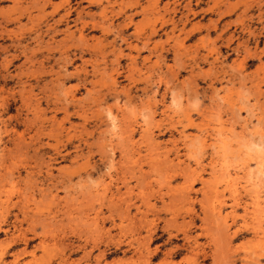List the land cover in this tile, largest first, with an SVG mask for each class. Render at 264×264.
Instances as JSON below:
<instances>
[{
	"label": "rangeland",
	"instance_id": "1",
	"mask_svg": "<svg viewBox=\"0 0 264 264\" xmlns=\"http://www.w3.org/2000/svg\"><path fill=\"white\" fill-rule=\"evenodd\" d=\"M260 158L264 0H0V264H264Z\"/></svg>",
	"mask_w": 264,
	"mask_h": 264
},
{
	"label": "bare ground",
	"instance_id": "2",
	"mask_svg": "<svg viewBox=\"0 0 264 264\" xmlns=\"http://www.w3.org/2000/svg\"><path fill=\"white\" fill-rule=\"evenodd\" d=\"M186 6H187V5H186ZM131 15H132V14H131ZM127 16L129 17V15H127ZM128 17H127V18H128ZM131 17H132V16H131ZM129 18H130V17H129ZM79 31H80V30H79ZM79 36H80V37H79ZM79 36H78V38H81V36H83V35H81V33H80ZM120 38H121V37H120ZM86 39H87V38H86ZM123 40H124V39H123ZM124 41H125V40H124ZM179 45H180V44H179ZM182 45H183V44H182ZM126 46H127V44H126ZM129 46H130V44H129ZM120 50H121V49H120ZM117 52H118V51H117ZM119 53H120V52H119ZM116 54H118V53H116ZM128 55H130V54H128ZM132 58H133V57H132ZM130 59H131V58H130ZM113 79H114V77H113ZM115 84H116V83H115ZM112 85L114 86L113 82H112ZM162 99H163V98H162ZM154 100H155V99H154ZM155 102H156V101H155ZM234 102H235V101H234ZM160 103H161V102H160ZM172 105H173V104H172ZM173 107H174V106H173ZM175 107H176V106H175ZM229 107H230V106H229ZM168 108H169V106H168ZM230 108H231V107H230ZM233 108H234V107H232V109H233ZM235 108H236V107H235ZM239 108H240V106H239ZM164 111H165V110H164ZM180 111H181V110H178V112H180ZM107 112H108V110H107ZM248 112H249V111H248ZM259 112H260V111H259ZM164 114H165V112H164ZM169 115H170V114H169ZM262 116H263V115H262ZM161 117H162V116H161ZM257 117H258V115H257ZM188 118H189V117H188ZM112 120H113V119H112ZM257 121H258V120H257ZM173 123H174V122H173ZM142 124L144 125V123H142ZM156 124H158L157 121H156L155 125H156ZM149 125H150V124H149ZM149 125H148V126H149ZM145 128H146V127H145ZM213 128H214V127H212V129H213ZM199 129H200V128H199ZM220 129H221V128H220ZM228 129H229V127H228ZM221 130H222V129H221ZM143 131H144V130H143ZM143 131H142V132H143ZM230 131H231V130H230ZM120 132H121V131H120ZM176 132H177V131H176ZM223 132H224V131H223ZM249 132H250V131H249ZM254 132H255V131H254ZM129 133H130V132H129ZM140 133H141V132H140ZM181 133H182V132H181ZM220 133H221V132H220ZM252 133H253V132H252ZM255 133H256V132H255ZM259 133H260V132H259ZM122 134H123V133H122ZM150 134H151V133H150ZM185 134H186V133H185ZM200 134H201V133H200ZM117 135H118V134H117ZM119 135H120V134H119ZM202 135H203V134H202ZM215 135H217V134L215 133ZM254 135H255V134H254ZM127 136H128V135H127ZM198 136H199V135H198ZM206 136H207V135H206ZM257 136H258V135H257ZM194 137H195V136H194ZM204 137H205V136H204ZM204 137H203L202 139L199 140V143H197V138H198L197 136H196V140L193 139V140H195L196 143H197V144H196L197 147H198L197 149H200V147H199L200 145H201V146L206 145V139H205ZM213 137H214V136H213ZM217 137H219V136L217 135V136H216V139H217ZM239 137H240V136H239ZM127 138H128V137H127ZM180 138H181V137H180ZM188 138H190V139H191V142H193V141H192V137H187V139H188ZM199 138H200V136H199ZM109 139H110V138H109ZM208 139H209V138H208ZM211 139H212V138H211ZM241 139H242V138H241ZM175 140H176V139H175ZM182 140L184 141V139H182ZM143 141H144V140H143ZM195 141H194V142H195ZM218 141H219V140H218ZM216 142H217V141H216ZM221 142H224V139H223V141H221ZM240 142H241V141H240ZM207 143H208V142H207ZM209 143L211 144L212 141H209ZM213 143H214V141H213ZM242 143H243V142H242ZM190 144H191V143H190ZM193 144H195V143H193ZM218 144H220V143H218ZM253 144H254V142H253ZM196 145H195V147H196ZM211 145H212V144H211ZM221 145H222V146H225L226 144L224 145V143H223V144H221ZM221 145H220V146H221ZM235 145H236V144H235ZM240 145H241V143L238 145V148H239ZM250 145H251L252 148H253V147H256L255 145L253 146L252 144H249V146H250ZM257 145H259V144H257ZM209 146H210V145H209ZM212 146H213V145H212ZM212 146H210V147H212ZM220 146H219V148L221 149ZM242 146H243V144H242ZM249 146H248V147H249ZM152 147H153V146H152ZM190 147H191V146H190ZM214 147H215V146H214ZM214 147H213V148H214ZM225 147H226V146H225ZM225 147H224V149H225ZM251 147H249V148L251 149ZM186 148H187V147H186ZM213 148H212V149H213ZM222 148H223V147H222ZM230 148H231V147H230ZM234 148H237V146L234 147ZM244 148H245V146H244ZM154 149H155V148H154ZM184 149H185V148H184ZM197 149H196V150H197ZM202 149H203V147H202ZM239 149H240V148H239ZM255 149H257V148H255ZM258 149H259L258 153L262 151V150L260 149L259 146H258ZM191 150H192V149H191ZM213 150H215V149H213ZM213 150H212V151H213ZM226 150H228V149L226 148ZM231 150H232V148H231ZM243 150H244V149H243ZM245 150H246V148H245ZM252 150L254 151V149H251V151H252ZM164 151H165V150H164ZM172 151H173V150H172ZM174 151H175V150H174ZM229 151H230V150H229ZM229 151H227V152H229ZM241 151H242V150H241ZM246 151H247V150H246ZM191 152H192V151H191ZM195 152H196V151H195ZM221 152H222V151H221ZM225 153H226V152H225ZM244 153H245V152H244ZM247 153H248V152H247ZM247 153H245L246 156L248 155ZM262 153H263V152H262ZM162 154H163V153H162ZM185 154H186V153H185ZM219 154L221 155L220 152H219ZM222 154H223V153H222ZM255 154H256V153L254 152V155H255ZM260 154H261V153H260ZM164 155H165V154H164ZM190 155H191V154H190ZM220 155H219V156H220ZM222 156H223V155H222ZM252 156H253V155H252ZM217 157H218V156H217ZM239 157H240V156H239ZM239 157H237V158H239ZM258 157H259V156H258ZM160 158H161V157H160ZM160 158H159V159H160ZM220 158H221V156H220ZM225 158H226V157H225ZM246 158H247V157H246ZM159 159H158V160H159ZM165 159H166V158H165ZM161 160H162V158H161ZM172 160H173V159H172ZM218 160H219V159H218ZM163 162H164V161H163ZM160 164H161V163H160ZM177 164H178V163H177ZM223 164H224V163H223ZM255 164H256V168H257V169L255 168L256 171H257V175L254 174V175H255L254 178L257 177L256 180H259V181L261 180V181H263V183H264V158L257 159V160L255 161ZM178 166H179V165H178ZM209 166H210V165H209ZM221 166H222V165H221ZM253 166H254V165H253ZM223 167H224V166H223ZM217 168H218V167H217ZM224 168H225V167H224ZM224 168H223V169H224ZM213 169H214V168H213ZM218 169H219V168H218ZM227 169H229V168H227ZM238 170H239V169H238ZM227 171H228V170H227ZM233 171H234V170H233ZM219 172H220V171H219ZM231 172H232V171H231ZM236 172H237V171H236ZM196 173H197V172H196ZM209 173H210V172H209ZM211 173H212V172H211ZM220 173H221V172H220ZM234 173H235V171H234ZM242 173L245 174V175H247V177H248V178L246 179V178H245L246 176H245V175H244L245 177L243 176L244 179H246V182H245V183H247L248 186L255 184V179H253V176L251 177V175L249 174V172L245 173V169H244V168H243V170H242ZM229 174H230V172H229ZM236 174H237V173H236ZM237 175H238V174H237ZM220 176H221V175H220ZM222 176H223V175H222ZM222 176H221V178H222ZM227 176H228V175H227ZM232 176H233V175H232ZM232 176L230 177L231 179H230V178H229V179H225V181L227 180L226 183H227L228 185H230V187L233 186V191H232V193H233V192L238 191V190H236V186H235V185H237L238 181H237V176H236V177H233V178H232ZM214 177H215V176H214ZM228 177H229V176H228ZM215 178H216V177H215ZM210 179H211V178H210ZM223 179H224V178H223ZM223 179H222V181H223ZM208 180H209V179H207V181H208ZM244 181H245V180H244ZM209 182H210V181H209ZM257 182H258V181H257ZM203 183H204V182H203ZM218 183H219V182H218ZM218 183H217V184H218ZM211 184H212V183H211ZM227 184H226V186H228ZM247 184H246V185H247ZM214 185H215V183H214ZM224 185H225V184H224ZM246 185H245V186H246ZM261 185H262V184H261ZM183 186H184V185H183ZM215 186H216V185H215ZM215 186H214V187H215ZM253 186H254V185H253ZM185 187H186V186H185ZM223 187H224V186H223ZM207 188H210V187H207ZM207 188H206V189H207ZM215 188H216V187H215ZM224 188H225V187H224ZM226 188H227V187H226ZM228 188H229V186H228ZM248 188H249V187H248ZM250 188H253V187H250ZM183 189H184V188H183ZM200 189H201V188H200ZM180 190H182V187L180 188ZM203 190H204V189H203ZM203 190H202V191H203ZM226 190H227V189H226ZM228 190H229V189H228ZM251 190H252V189H251ZM254 190H255V188H254ZM211 191H212V189H211ZM215 191H216V190H215ZM209 192H210V190H209ZM217 192H218V191H217ZM219 192H223V191H219ZM227 192H228V191H227ZM229 192H230V191H229ZM256 192H257V191L255 190V193H256ZM202 194H203V192H202ZM204 194H205V192H204ZM221 194H222V193H221ZM238 194H239V193H238ZM238 194H237V195H238ZM95 195H96V194H95ZM247 195H248V194H247ZM186 196H187V194H186ZM206 196H207V195H206ZM204 197H205V195H204ZM235 197H236V195H235ZM215 198H216V197H215ZM220 198L222 199V197H220ZM251 198H252L251 200H252L253 209H254V210H253V209H252V210H253L254 212H257L258 214H259V213H262V214H263V217H264V206L261 205L262 203H264V200H260V197H259V195H258L257 193H256V195H253ZM262 198H263V197H262ZM186 199H187V198H186ZM213 199H214V198H213ZM236 199H237V198H234V203H236V202H235ZM201 201H202V200H201ZM215 201H218V200L215 199ZM1 202H2V201H1ZM5 202H6V201H5ZM110 202H111V201H110ZM6 203H7V202H6ZM212 203H213V202H212ZM1 204L4 205V203H1ZM1 204H0V205H1ZM2 205H1V206H2ZM263 205H264V204H263ZM107 206H108V205H107ZM113 206H114V205H113ZM211 208H212V207H211ZM231 208H232V210H230V211H231L230 213L233 214V213H234V210H233L234 207L231 206ZM246 208H247V207H246ZM213 209L215 210V212H216L218 215L220 214V212H221V210H220V209H221V206H220V205L214 207ZM235 211H236V210H235ZM244 211H245V210H244ZM228 213H229V212H228ZM213 214H214V213H213ZM213 214H212V215H213ZM248 214H249V213H248ZM258 214H256V215L254 214V215L257 216ZM226 215H227V214H226ZM254 215H253V216H254ZM255 216H254V217H255ZM259 216H260V215H259ZM92 217H93V216H92ZM219 217H220V216H219ZM222 217L224 218V216H222ZM232 217H233V216H232ZM94 218H95V217H94ZM94 218H93V219H94ZM220 218H221V217H220ZM225 218H226V217H225ZM225 218H224V219H225ZM255 218H256V217H255ZM255 218H254V220H255ZM257 218H258V217H257ZM226 219H227V218H226ZM258 219H259V218H258ZM263 220H264V219H263ZM260 221H261V220H260ZM221 222H222V221H221ZM146 223H147V222H146ZM224 223H225V222H224ZM253 223H255V222H253ZM222 224H223V222H222ZM256 224H257V221H256ZM258 224H259V223H258ZM150 225H151V224H150ZM227 225H228V224H227ZM255 227L258 228V226H256V225H255ZM261 227H262V226H261ZM263 230H264V227H263ZM263 230H261V231L258 230V232H256V237H258V238H257L258 240L256 239V241H257V244H258V245H259V244L262 245V244L264 243V231H263ZM256 231H257V229H256ZM232 233H233V232H232ZM253 233H254V232H253ZM256 246H257V245H256ZM262 247H264V246H262ZM260 249H261V248H260ZM263 249H264V248H263ZM263 249H262L261 251H263ZM102 253H103V252H102ZM15 255H16V254H15ZM15 255H14V256H15ZM15 257H16V256H15ZM60 259H61V257H60Z\"/></svg>",
	"mask_w": 264,
	"mask_h": 264
}]
</instances>
